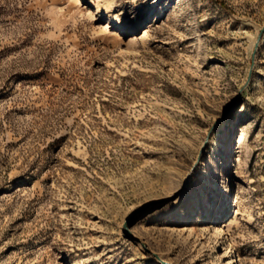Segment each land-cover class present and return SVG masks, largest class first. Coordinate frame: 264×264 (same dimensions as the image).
<instances>
[{
    "label": "rangeland",
    "instance_id": "374dc122",
    "mask_svg": "<svg viewBox=\"0 0 264 264\" xmlns=\"http://www.w3.org/2000/svg\"><path fill=\"white\" fill-rule=\"evenodd\" d=\"M263 28L264 0H0V264H264Z\"/></svg>",
    "mask_w": 264,
    "mask_h": 264
},
{
    "label": "bare ground",
    "instance_id": "6f19581e",
    "mask_svg": "<svg viewBox=\"0 0 264 264\" xmlns=\"http://www.w3.org/2000/svg\"><path fill=\"white\" fill-rule=\"evenodd\" d=\"M224 231H225V230H224L223 227H221V226H219V227L217 228V233H222V234H223Z\"/></svg>",
    "mask_w": 264,
    "mask_h": 264
},
{
    "label": "water",
    "instance_id": "95a60500",
    "mask_svg": "<svg viewBox=\"0 0 264 264\" xmlns=\"http://www.w3.org/2000/svg\"><path fill=\"white\" fill-rule=\"evenodd\" d=\"M263 31H264V28H263V30H262V32H261V34H260V37H261V35H262ZM259 39H260V38H259Z\"/></svg>",
    "mask_w": 264,
    "mask_h": 264
}]
</instances>
